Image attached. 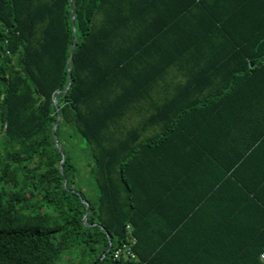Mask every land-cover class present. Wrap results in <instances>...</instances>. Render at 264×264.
I'll use <instances>...</instances> for the list:
<instances>
[{
    "label": "trees",
    "instance_id": "trees-1",
    "mask_svg": "<svg viewBox=\"0 0 264 264\" xmlns=\"http://www.w3.org/2000/svg\"><path fill=\"white\" fill-rule=\"evenodd\" d=\"M141 2L0 0V264H261L220 194L264 141V0L220 44L131 41Z\"/></svg>",
    "mask_w": 264,
    "mask_h": 264
},
{
    "label": "crops",
    "instance_id": "crops-1",
    "mask_svg": "<svg viewBox=\"0 0 264 264\" xmlns=\"http://www.w3.org/2000/svg\"><path fill=\"white\" fill-rule=\"evenodd\" d=\"M137 1H142L143 7L136 10L129 27L131 41L164 44L184 41L223 43L221 35L209 34L216 26L214 15L223 18L224 12L238 9L240 4V0ZM157 35L161 36L155 40ZM220 197L225 212L238 214L233 217L237 218L234 225L240 239L237 249H264V141L240 165L236 178L226 182Z\"/></svg>",
    "mask_w": 264,
    "mask_h": 264
},
{
    "label": "rangeland",
    "instance_id": "rangeland-1",
    "mask_svg": "<svg viewBox=\"0 0 264 264\" xmlns=\"http://www.w3.org/2000/svg\"><path fill=\"white\" fill-rule=\"evenodd\" d=\"M143 117L144 116H139V117L135 116L134 118H132L134 125H136L139 121H141L143 119ZM86 153H87V150L85 149V146H83V151L77 152V156L80 159L79 165L83 168L86 167V161H85ZM82 172H83L82 175L84 176V179H85V182L82 185L83 192L87 195L88 198L93 199L96 197V190L93 187V185L91 184V182L89 181V179L87 178L88 175H87L86 171H82Z\"/></svg>",
    "mask_w": 264,
    "mask_h": 264
},
{
    "label": "built area",
    "instance_id": "built-area-1",
    "mask_svg": "<svg viewBox=\"0 0 264 264\" xmlns=\"http://www.w3.org/2000/svg\"><path fill=\"white\" fill-rule=\"evenodd\" d=\"M129 258V259H135L136 256L132 251L131 245L124 244L123 246L119 247L115 253H114V258L119 259V258ZM260 262L261 264H264V252L261 253L260 255Z\"/></svg>",
    "mask_w": 264,
    "mask_h": 264
},
{
    "label": "water",
    "instance_id": "water-1",
    "mask_svg": "<svg viewBox=\"0 0 264 264\" xmlns=\"http://www.w3.org/2000/svg\"><path fill=\"white\" fill-rule=\"evenodd\" d=\"M73 19H74V18H73ZM74 48H75V45H74V47H73L71 57L73 56ZM69 73H70V75H71V73H72L71 70H69ZM70 86H71V83H70L69 86L65 89V91H67V90L70 88ZM55 105L57 106V108H58L57 110H58V112H59L60 109H59V107H58V103H57V101H55ZM59 121H60V116L58 115L57 123H56V125H55L54 128H53V132H54V133H55V131H56V127H57ZM56 142H58V141H56ZM57 146H58V145H57ZM63 158H64V155H62V161H61L60 165H61L62 162H63ZM60 170L62 171L61 166H60ZM64 184H66V181H65ZM83 203L87 206V212H88V211H89V204H88L87 201H85V200H83ZM103 230H104V228H103ZM107 235H108V238H110L108 233H107ZM112 248H113V244L110 242L109 251H111Z\"/></svg>",
    "mask_w": 264,
    "mask_h": 264
}]
</instances>
